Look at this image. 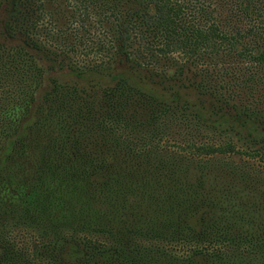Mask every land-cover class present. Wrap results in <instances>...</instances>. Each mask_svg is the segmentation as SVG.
Wrapping results in <instances>:
<instances>
[{
	"label": "trees",
	"instance_id": "16d2710c",
	"mask_svg": "<svg viewBox=\"0 0 264 264\" xmlns=\"http://www.w3.org/2000/svg\"><path fill=\"white\" fill-rule=\"evenodd\" d=\"M263 134L264 0H0V264H264Z\"/></svg>",
	"mask_w": 264,
	"mask_h": 264
},
{
	"label": "rangeland",
	"instance_id": "374dc122",
	"mask_svg": "<svg viewBox=\"0 0 264 264\" xmlns=\"http://www.w3.org/2000/svg\"><path fill=\"white\" fill-rule=\"evenodd\" d=\"M98 37V36H97ZM91 51H92V48H91V43L89 42H84V44H81V47L78 49V54H82L83 53V55H88V54H91ZM92 57H95V55L94 54H91L90 55V58H87V60H91L92 59ZM84 59H86V58H84ZM66 78H68V79H70V77L69 76H66ZM65 78V79H66ZM67 80V79H66ZM263 137H264V134H263ZM181 146V145H180ZM181 147H183V146H181ZM184 148V147H183ZM236 151L237 152H240L241 153V151H245V150H242V149H236ZM239 154H235L234 156H233V158H234V160H239V159H245V160H249V161H251V162H253V163H255V164H259L260 163V161L258 160V158H255V157H252V156H249L248 154H244V155H239ZM24 234H26V232L24 233ZM25 236H27V237H22V235H20L19 236V238L23 241V242H28L29 241V235H25ZM26 239H28V241L26 240Z\"/></svg>",
	"mask_w": 264,
	"mask_h": 264
}]
</instances>
